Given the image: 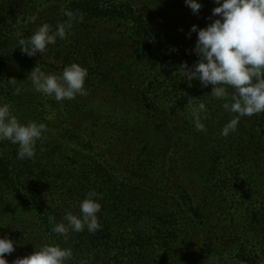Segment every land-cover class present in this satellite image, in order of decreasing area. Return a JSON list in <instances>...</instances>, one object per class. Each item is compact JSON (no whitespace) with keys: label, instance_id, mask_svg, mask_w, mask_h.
I'll use <instances>...</instances> for the list:
<instances>
[{"label":"rangeland","instance_id":"1","mask_svg":"<svg viewBox=\"0 0 264 264\" xmlns=\"http://www.w3.org/2000/svg\"><path fill=\"white\" fill-rule=\"evenodd\" d=\"M123 1L155 17L164 34L189 37L193 25H208L193 17L218 18L213 0H198V15L184 0ZM68 2L0 0V103L21 123L48 129L32 159H17L18 145L0 142L10 161V176H0V237L16 242L9 264L54 240L72 249L69 264H264V132L254 115L221 135L235 114L210 95L211 85L187 81L182 65L168 61L176 45L193 57L191 38L147 55L127 25L83 16L45 53L23 54L17 34L27 39L44 23L55 31ZM73 63L88 71L86 96L57 102L27 78L35 67L60 75ZM200 103L206 131L192 115ZM90 191L102 197V227L67 241L51 232L50 240L38 209L61 222L66 211L79 214Z\"/></svg>","mask_w":264,"mask_h":264},{"label":"clouds","instance_id":"2","mask_svg":"<svg viewBox=\"0 0 264 264\" xmlns=\"http://www.w3.org/2000/svg\"><path fill=\"white\" fill-rule=\"evenodd\" d=\"M194 15H198L202 4L198 0H184ZM218 5L212 10V20L205 28L193 25L189 32L197 34L193 53L197 61L192 66H181L187 81L197 80L202 87L212 86L211 96L222 101V108L235 114L221 130V135L229 136L238 128L241 118L264 113V0H213ZM65 15L72 17L71 12ZM81 22L83 16L80 17ZM72 20L57 25L53 31L47 23L42 24L27 39L18 33L20 51L28 57H35L55 45L57 39L64 40L70 32ZM183 31V30H181ZM86 68L73 63L63 69L62 74L46 73L35 67L30 78L33 90L57 102L73 100L78 95L88 94L85 81ZM10 83H15L12 79ZM229 89L232 90L231 94ZM21 92L15 89L16 95ZM200 103L192 113L197 131H206L200 113L206 112ZM47 126L29 121L23 124L13 113L8 103H0V142L8 141L18 145L17 159H32L36 155L38 141L45 138ZM102 197L90 191L79 203V214L66 211L63 220L57 222L50 216L51 231L62 236L65 241L70 233L87 231L95 233L102 226L98 213ZM15 243L7 237H0V264H9L6 259L15 251ZM34 252L24 258H17L13 264H69L73 259L71 248L59 244H42L34 247Z\"/></svg>","mask_w":264,"mask_h":264},{"label":"trees","instance_id":"3","mask_svg":"<svg viewBox=\"0 0 264 264\" xmlns=\"http://www.w3.org/2000/svg\"><path fill=\"white\" fill-rule=\"evenodd\" d=\"M65 12H71L72 17H68L65 15ZM59 14H61L60 21L65 23L70 19H79L81 16L89 17V18H102V19H110L115 23H122L128 26V28L132 31L131 36L137 42L138 46L141 47L142 53L147 55H162L165 54L173 47L176 41L181 39H189V37L182 36L184 31L181 29L177 30L176 33L172 34H164L157 32L155 30V25L157 24L156 18L153 17L148 19L141 10L134 7L128 2H124L123 0L113 1V3H99L97 0H69L65 7H63ZM65 16L64 19L63 16ZM209 15H211L209 13ZM98 20V19H97ZM96 21V20H95ZM207 24L212 22V17L207 16L205 19H199L198 17L192 18L193 22H205ZM178 36V38H177ZM188 41H192L196 44L197 37H190ZM178 47L177 51L171 50L175 55V59H168V61H172L173 63H178L179 65H183L187 63L184 56L189 59L187 65L191 64L190 60L194 59L195 61L198 59L196 55L192 57V54L182 53L181 45H176ZM189 57V58H188ZM190 63V64H189ZM255 120L258 122L260 128L264 132V113L254 115ZM1 161H0V176L5 180L10 176V161L7 158V154L2 150L0 153ZM9 161V162H8ZM38 213L43 217L44 223V233L49 235L50 240L53 239L51 236L52 224L49 222V217L51 215H45L42 209H38ZM55 244L56 241L54 240Z\"/></svg>","mask_w":264,"mask_h":264}]
</instances>
